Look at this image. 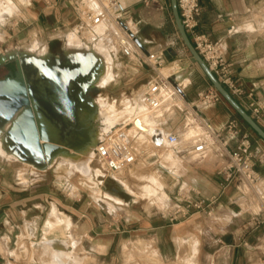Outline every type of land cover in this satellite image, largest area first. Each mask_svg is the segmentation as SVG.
Returning <instances> with one entry per match:
<instances>
[{
    "label": "crops",
    "instance_id": "1",
    "mask_svg": "<svg viewBox=\"0 0 264 264\" xmlns=\"http://www.w3.org/2000/svg\"><path fill=\"white\" fill-rule=\"evenodd\" d=\"M26 1L28 2V0ZM258 2L264 6V0H199L202 11L198 17V31L206 34L210 40L218 41L221 44L232 79L244 91L242 96L232 95V97L248 114H250L247 107L249 101H253L264 109V31L256 32L247 28L249 24L256 25L255 16ZM122 4L126 8L131 33L137 32L134 38L136 43L134 41L129 42L133 44L138 53L135 51L132 56L124 50L127 46H124L122 52L127 54L130 60H134L141 52L163 50L165 68L162 69L161 73L164 76H168V65L172 61H178L180 68L173 81L185 86V102L194 104L196 106L194 109L200 117L215 131L222 130L230 120H236L239 134L228 143V147L230 150L235 149L241 141V136L246 134L255 154L254 171L264 179V166L258 162L259 158L264 159V142L237 117V114L223 99L210 107H200L199 94L208 92L212 86L178 35L172 17L170 0H122ZM28 7H30L29 10ZM21 8H23L21 18L13 24H8L11 18L9 17L3 27L2 38L10 40L12 45L28 42V31L43 35L50 30L63 29L66 32L70 28L71 31L77 32L76 21L64 0H30ZM104 26L98 29L99 32L97 31V33L100 36L98 38L94 39L92 34H87L93 37L90 41L96 43L100 40V31L105 29ZM97 28L90 33H94ZM110 28L112 32L116 30L112 26ZM67 34L64 38L65 44H62L60 50L62 55L67 42ZM113 37L115 38V36ZM118 37L122 38L120 35ZM115 41L113 44L110 43L107 48L113 67L110 81L106 86L116 83L117 80L123 81L124 86L131 84L141 86L151 74V70L147 66L144 68L139 64H135V68H132L130 65L133 64L128 62L127 65L120 64L122 72L117 74L114 71V66L119 51L116 38ZM127 43L128 41L125 45ZM46 45L48 54L54 57L50 54L51 39L47 41ZM125 93L122 92V94ZM126 101L130 106L136 105L138 108L144 106L137 97L134 98L133 102ZM178 104L182 107L184 102L180 100ZM195 113L191 112L186 116L184 112L175 111L173 114H164L163 116L162 111H159L154 113V120L147 121L146 125L161 132L165 138V131L180 132L186 124L182 137L190 139L202 131ZM192 118L194 123L191 124L189 122ZM183 120L184 123L181 127ZM148 143L155 149L160 147L154 145V137L149 136ZM165 145L166 143L162 146ZM171 153V160L173 161L169 164L172 167L164 168V170L173 178L175 186L174 190L169 192V197L164 189L157 191L166 197L162 203L163 206L169 200H174L179 188L186 187L191 190L190 195L194 200L214 199L212 209L215 214H218V217H215L212 222L203 213L196 212L177 223H171L155 214L142 215L136 218L135 221L140 223L143 235L150 237L155 245L154 248L150 245L152 249L148 256L154 260H156L155 258L166 261L178 259L182 264H260L264 262V210L254 193L238 185L236 178L229 182L223 180L218 173L219 164L212 157L201 163L187 162L186 165L179 167V163H184V161L176 157L172 151ZM150 176L156 178L155 175ZM29 187L31 188L29 189ZM37 187L28 186V201L48 196L47 193L43 192L44 190L39 193ZM132 190L126 189L127 192ZM140 192L145 193L146 191L141 190ZM241 192L245 194L242 195ZM128 204L129 202L121 200L120 203L115 202L114 207L117 209V205L127 206ZM52 205L58 209L59 203L58 201L51 202V208ZM33 207L36 208V206ZM259 213L260 216L256 217ZM67 218L70 220L69 217ZM71 224L74 227L80 222H71ZM129 226L128 221L126 225L122 224L124 232H130ZM73 237L76 239L75 235ZM112 244L111 241L107 245L104 256L109 254ZM186 245H189L190 252L188 246V249L184 250ZM101 248L100 245L96 246L98 250ZM124 252L126 254L125 263L127 264L130 259L127 246L124 247ZM74 257L77 258L76 255ZM50 258H48V264H50ZM78 260H81L80 256Z\"/></svg>",
    "mask_w": 264,
    "mask_h": 264
},
{
    "label": "rangeland",
    "instance_id": "2",
    "mask_svg": "<svg viewBox=\"0 0 264 264\" xmlns=\"http://www.w3.org/2000/svg\"><path fill=\"white\" fill-rule=\"evenodd\" d=\"M18 1L0 0L2 20L0 57L18 58L17 54L33 51L39 54L44 48L48 51L46 43L51 39L50 54L58 55L62 59L60 50L62 44H65V34L68 33L66 36H73L75 40H83L86 43L88 39L93 38L88 36L87 32L75 33L70 28L66 32L63 29L50 30L43 35L28 31V42L12 45L10 40L2 38L3 27L9 17L11 18L8 24H13L21 18L23 14L21 7L30 2L28 0L18 6ZM257 16L264 18V6L261 2H258L255 19ZM132 41L136 43L135 40ZM87 44L94 47L93 42ZM128 62L133 64L130 65L132 68L138 64L137 58L130 60L127 54L119 51L115 59L114 71L117 74L121 73L120 64L127 65ZM7 69V67H0V78ZM139 87L133 84L124 86L121 80L109 86L91 87L85 94V98L94 99L92 102H100L96 109L99 112L98 118L103 123L90 125L80 120L89 136V141L86 140L82 148L75 152L76 154L57 156L56 162H53L47 170L27 166L0 152V264H48L51 246H53L51 241L56 238L63 243L67 253L70 251L69 254L76 255L78 259L80 256L82 264H126L125 246L130 253L127 264H182L178 259L166 261L155 258L154 260L148 256L155 245L150 237L143 235L140 223L135 221L142 215L162 216L172 211L173 201L169 200L163 206L162 203L166 197L157 192L164 189L169 197V192L173 191L175 186L173 178L164 170V168H171L169 163L173 161L171 160L172 150L166 147V140L165 146L161 145L155 149L148 143L147 134L145 137H139L138 134L136 135L137 129L134 128L135 131L130 132L132 128L130 125L127 129L137 154L136 161L130 168L113 176L107 175L94 157L95 149L107 133L127 119L134 120L139 110L145 109L144 106L140 108L136 105L130 106L126 101L133 102L138 95ZM122 92L126 93L122 94ZM111 108H114V111H111ZM127 108L129 111L126 110ZM119 115L124 116V121L120 122ZM183 123L184 120L181 127ZM187 162L193 163L191 160L180 162L179 167L186 165ZM149 175H155L156 178ZM28 186H38L39 193L44 190L43 192L48 196L28 201V190L31 188L28 189ZM125 188L133 190L127 192ZM141 190L146 192H140ZM120 199L129 204L117 205L116 209L114 203H120ZM55 201L59 203L58 209L55 205H52V208L50 206V203ZM54 209L57 213H53ZM58 217L65 220L61 227L55 225ZM215 217H218V214H213L209 219L213 222ZM127 221L130 232H124L122 228V224L126 225ZM71 222H80V224L73 227ZM45 234L49 240L44 238ZM4 237H7V242L3 245ZM111 241L113 242L111 251L104 256L107 245ZM97 245L102 248L96 249ZM187 246L190 252L189 245L184 246V250L188 249ZM262 263L264 264V262L260 264Z\"/></svg>",
    "mask_w": 264,
    "mask_h": 264
},
{
    "label": "built area",
    "instance_id": "3",
    "mask_svg": "<svg viewBox=\"0 0 264 264\" xmlns=\"http://www.w3.org/2000/svg\"><path fill=\"white\" fill-rule=\"evenodd\" d=\"M64 1L76 21L77 32L94 31L104 23L114 24L125 38L134 40L137 32L131 33L128 28L129 19L122 0ZM177 8L186 34L210 71L231 95L242 96L244 91L232 79L221 44L218 41L210 40L206 34L198 31V17L202 11L199 0H177ZM163 56V50H157L142 53L137 57V63L140 66H147L151 70V74L139 87L136 97L148 113L154 114L162 111L164 116V114L169 115L178 111L186 113L187 116L191 112H196V118L202 128V131L190 139L182 137L185 126L180 132L165 131V140L173 154L181 161L191 160L197 163H201L209 157L214 158L215 162L219 164L218 173L223 180L229 182L236 178L238 185L254 193L264 210V179L254 171L255 154L248 136L243 134L239 145L230 150L228 143L239 134L238 122L230 120L222 130H213L194 109L196 106L185 102V86L173 81L180 68L179 62L172 61L168 65L167 69L170 72L168 76L161 73L165 68ZM221 99V96L213 88L198 96L200 107L203 108L210 107ZM180 100L184 102L182 107L178 104ZM247 107L251 117L264 128V109L253 101H249ZM133 121V119H129L107 133L97 149L96 160L103 164V170L107 175L124 171L136 161V150L133 148V140L127 129ZM258 162L264 166V159L259 158ZM190 193L191 190L186 187L179 188L173 200L172 211L165 215L162 214L161 217L171 223L187 219L196 212L211 218L215 214L212 209L214 199L194 200ZM241 194L245 193L241 192ZM258 216L260 213L256 217Z\"/></svg>",
    "mask_w": 264,
    "mask_h": 264
},
{
    "label": "bare ground",
    "instance_id": "4",
    "mask_svg": "<svg viewBox=\"0 0 264 264\" xmlns=\"http://www.w3.org/2000/svg\"><path fill=\"white\" fill-rule=\"evenodd\" d=\"M23 2H26V0H22V2L21 0H19L17 5L18 6L21 5L23 4ZM9 8L12 7L9 6ZM263 19L257 16L255 19L256 25L249 24L247 28L251 31L261 32L262 30H264ZM1 22L2 20L0 16V24ZM102 26L105 27V29L100 31L102 37L100 38L99 41L96 40L98 42L96 43L93 42L94 47H91L90 45L88 46L87 43L92 42V40L90 42V39H88L86 43L83 40H78V39L75 40L73 36L68 35L66 47L64 48V55L67 60H77L79 62H82L87 67L88 70L87 82L91 86H106L109 83L112 74L111 69L113 66L111 64V59L108 54L109 52L107 48L108 46H110V43L113 44L114 42H116L115 38L118 40L117 41L118 51H123L124 46H127L124 48V50L131 55L136 51V48L133 46V44L130 43L132 40L125 38L123 35L121 36V33L114 24L104 23L100 25L94 33H90V32L87 33L92 34L94 36V39L98 38L100 36L98 35L97 31ZM111 26L112 28L114 27L116 30L112 32L111 31L112 29L111 28L109 29V27ZM128 28L131 32L129 25ZM118 35H120V37L122 38H119ZM113 36H115V38ZM127 41L128 43L127 45H125ZM17 57H18L17 59L19 60L21 59L25 60V66L28 71L27 82L29 84L33 86L39 84L38 87L41 88V91L46 92L48 95L52 96L53 98H55V96L59 98V100L57 98L55 99L58 100L56 102L57 105L59 106L60 115L63 118V123H62L63 125L60 124V122H56L55 120H51V121L47 120L44 114L41 113L38 114V119L40 123L43 125V129L48 135H50L51 138L54 139V142L59 146V149L56 150L50 156V158L47 159L45 163L42 165L29 162L28 160L21 157L15 151L13 145L11 144L9 138L6 135L7 129L19 118L22 112L19 111L12 117L8 118L5 121V123L0 127V152L2 154L8 155V157L14 161L15 160L21 161L27 166L36 167L42 170H47L53 164V162H56L57 156H61L64 154L65 155L74 154L76 151L82 148V145L86 143V140L89 141V136L85 132L84 127L81 125L80 120H82L83 122H87V124L90 125L93 124L98 125L103 123L102 121L99 120L98 118L99 112L96 109L100 104V102L98 101L92 102V100L94 99L92 100L86 99L85 91H82L80 89L77 90L73 89L72 87H70L69 84L66 83V81L63 78L51 73L50 69L48 68V64L50 63V61H49V54L46 48H44L43 52L39 54H35V52L33 51L31 53H23L21 55L17 54ZM126 110L129 111V108H127ZM111 111H114V108L113 109L111 108ZM124 113L125 112H123V114ZM119 118H120L119 119L120 122L124 121V116L119 115ZM154 118L155 115L152 113H148L146 109L139 111L134 118L130 132H134L135 131L134 128H135L138 130L136 131V135L138 134L139 137H145L146 134L149 136L151 135V137H154L155 139L154 145L157 147L164 144L165 142L164 135L161 132L157 131L155 128L145 127L146 122L147 121L151 122L152 120H154ZM193 121L194 120L192 118L190 119L189 123L192 124L194 123ZM184 126L186 127V124ZM132 134L135 135L134 133ZM98 147L94 151V157H96ZM25 177H27V175H25ZM54 212L57 213L56 209H54L53 213ZM63 223H65V220H62L61 218L58 217L55 225H60L61 227V224ZM44 238L46 240H49L48 237H46V234ZM6 242H7V237H4L3 245L6 244ZM51 242L53 243V246H51L52 248H51V256H50L51 257L50 264H82L81 260H78L76 257L71 256L69 254L70 251H68L67 253L65 247L63 246V243H61L59 239L56 238L54 239V241Z\"/></svg>",
    "mask_w": 264,
    "mask_h": 264
},
{
    "label": "water",
    "instance_id": "5",
    "mask_svg": "<svg viewBox=\"0 0 264 264\" xmlns=\"http://www.w3.org/2000/svg\"><path fill=\"white\" fill-rule=\"evenodd\" d=\"M170 6L178 35L194 62L207 78L212 88L264 142V129L222 86L195 50L181 23L177 0H170ZM49 61L48 68L50 72L63 78L73 89H80L87 93L91 87H94L87 82L88 70L82 62L67 60L64 54L62 59L59 56L51 57L49 55ZM10 62L14 63L15 71L13 73L9 72L8 75L0 79V127L8 118L22 111L17 121L7 129L6 135L15 151L21 157L29 162L42 165L59 149V146L43 129V125L38 119V114H44L47 120H55L62 124L63 118L56 102L59 98L55 96L57 100L46 92L41 91V88L38 87L39 84L33 86L27 82L28 71L25 66V60L8 56L0 57V65ZM101 166L103 168V164Z\"/></svg>",
    "mask_w": 264,
    "mask_h": 264
},
{
    "label": "flooded vegetation",
    "instance_id": "6",
    "mask_svg": "<svg viewBox=\"0 0 264 264\" xmlns=\"http://www.w3.org/2000/svg\"><path fill=\"white\" fill-rule=\"evenodd\" d=\"M0 67H7L8 68L0 79H2L5 75H8L9 72L13 73L15 71V67H14V63L13 62H10L8 64H2V65H0Z\"/></svg>",
    "mask_w": 264,
    "mask_h": 264
},
{
    "label": "trees",
    "instance_id": "7",
    "mask_svg": "<svg viewBox=\"0 0 264 264\" xmlns=\"http://www.w3.org/2000/svg\"><path fill=\"white\" fill-rule=\"evenodd\" d=\"M211 85V84H210ZM237 117L241 120V118L237 115ZM255 134V133H254ZM256 135V134H255ZM257 136V135H256ZM259 138V137H258Z\"/></svg>",
    "mask_w": 264,
    "mask_h": 264
}]
</instances>
